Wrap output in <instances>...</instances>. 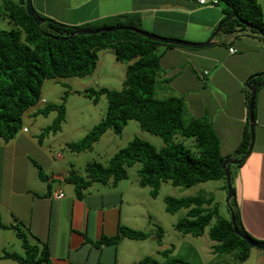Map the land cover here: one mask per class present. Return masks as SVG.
Listing matches in <instances>:
<instances>
[{
	"label": "crops",
	"instance_id": "1",
	"mask_svg": "<svg viewBox=\"0 0 264 264\" xmlns=\"http://www.w3.org/2000/svg\"><path fill=\"white\" fill-rule=\"evenodd\" d=\"M259 2L264 11V0ZM33 4L40 15L76 27L136 14L142 30L150 33L194 43L214 42L201 48L159 45L162 57L158 98L183 97L191 116L213 121L221 140V153L234 154L249 121L247 81L253 74L264 72V39L241 27L232 31L222 29L223 4L212 6L200 0H33ZM230 47L236 51L231 52ZM129 64L119 61L113 48L101 49L92 75L70 77L78 79L79 86L74 93L86 97L84 92L90 88L122 89ZM58 79L55 78V83ZM63 79L68 81V78L60 80ZM43 88L42 96L47 102L30 107L25 113L22 131L12 141L0 144L3 223L15 224L17 219L23 222L32 241L49 245L54 264L135 263L123 259L122 252L132 239L123 238L115 245L98 243L103 236L116 235L120 225L134 228L130 226L134 222V202L126 198L128 194L131 198L135 196L128 189L129 177L116 185L94 182L82 199L76 196L75 186L67 178L71 170L84 172L86 165L80 171L62 151L56 152L72 143L70 139L49 138L45 143L36 137L50 124L43 123L42 119L47 118L49 122V117L57 116L53 118L54 111L47 115L39 113L49 104L46 96L50 92L46 84ZM105 97L102 95L98 103ZM107 107L108 103L98 114L100 121ZM32 120L39 122L36 129L26 125ZM236 173L234 187L243 225L256 240L264 242V87L258 91L254 146ZM58 190L65 193L62 199L53 195ZM5 250L17 251L0 247V260L12 263V259L2 257ZM242 264H264V249L253 247Z\"/></svg>",
	"mask_w": 264,
	"mask_h": 264
},
{
	"label": "trees",
	"instance_id": "2",
	"mask_svg": "<svg viewBox=\"0 0 264 264\" xmlns=\"http://www.w3.org/2000/svg\"><path fill=\"white\" fill-rule=\"evenodd\" d=\"M219 2L224 5L222 29L232 31L236 27H241L259 34L264 39V11L259 0ZM4 9L16 24V28L12 30L0 28V140L8 143L22 130L25 113L43 98V87L48 79L83 78L92 75L98 64L99 51L113 48L119 61L130 63L124 87L120 90L91 88L84 92L95 103L105 95L108 107L102 120L81 140L69 143L68 147L76 152L90 150L108 130L121 134L131 120L138 121L143 131L160 136L164 145L158 149L150 141L135 136L107 163L93 160L86 165L85 174L71 170L67 180L75 186L76 196L82 199L85 191L94 182L116 185L127 179L128 168L138 162L142 163L139 169V183L142 186H152L154 197L167 182L174 186L193 187L209 180L223 179L228 190L226 169L223 167L228 156L221 153V140L213 121L207 117L191 116L181 96L163 99L156 96L160 86L158 74L161 70L162 56L159 54V45L162 43L128 29L79 35L76 33V26L42 15L46 20L38 24L24 5L13 0H4ZM242 20L252 26L243 24ZM115 26L142 29L139 16L137 20L136 14L106 18L82 27L97 29ZM249 83L258 86L254 102L255 134L257 97L258 91L264 87V76L256 73L248 79L245 87L248 108L251 97ZM52 111H57L58 115L54 123L44 129L39 140L46 134L62 128L66 118L65 102L49 103L39 113L47 115ZM252 137L253 132L248 121L243 139L234 152L237 154L236 158H243L246 155ZM188 140L191 145L187 143ZM247 158L239 164L228 165L233 186L237 173L234 174L232 169L233 167L239 169ZM234 190L235 195L230 205L234 210L235 224L242 233L256 240L243 225L235 187ZM165 199L166 209L170 213L187 209L186 217L174 225L177 231L194 237H209L218 242L213 247L215 251L234 254L237 264H242L249 257L253 247L236 233L232 218L229 220L219 217L217 208L210 207L213 204L212 197L199 195L178 198L168 195ZM216 216L218 222L211 226ZM0 226L13 229L18 237L23 239L24 248L23 254L6 250L3 258L13 259L19 264H54L49 245L39 240L32 241L23 222L7 225L0 221ZM163 235L164 231L158 234L160 245L163 244ZM149 236L148 232L120 225L116 235L103 236L98 243L115 245L123 238L145 240ZM170 252L171 249L160 251L167 258L164 262L147 256L135 264H191L181 258H170Z\"/></svg>",
	"mask_w": 264,
	"mask_h": 264
},
{
	"label": "rangeland",
	"instance_id": "3",
	"mask_svg": "<svg viewBox=\"0 0 264 264\" xmlns=\"http://www.w3.org/2000/svg\"><path fill=\"white\" fill-rule=\"evenodd\" d=\"M13 1L26 7V0ZM0 28L5 30H12L16 28V24L8 16L7 10L4 9V0H0ZM60 79L62 78H59L57 83H55V79H48L46 81L47 83L45 82L46 88L50 92V96L46 97H48L49 103L59 104L65 102L66 118L59 131L50 132L49 134H46V136L42 137V140L40 141H44L45 143L49 138H55V140L58 141L61 137H66L69 138L71 142L81 140L87 130H91L93 128H90L91 125L93 126L97 123V119H99L98 114L104 107L106 109L108 103L106 97L103 100L101 99L100 103L96 104L94 100L88 97L85 93L86 97L74 93L76 87L79 86L77 83L79 78L69 77L67 79L68 81ZM59 95L62 97L55 100L54 98L59 97ZM156 96L160 97L159 89ZM54 113L55 115L53 118L58 115L57 111H54ZM34 116L35 115L32 117ZM91 117H93L92 121ZM49 118V122L47 118L42 119V122L47 124L50 123L49 125L53 124L55 118ZM38 123L39 122L32 120L26 122V125L31 129H36ZM86 124L89 126H85ZM41 134H38L36 137L40 139ZM135 136H139L150 141L158 149L164 145L160 136L148 131H143L138 121L131 120L121 134H118L113 130H108L90 150L76 152L72 151L67 145L63 150L57 149L56 152L62 151L68 161L74 162L75 166L81 171V169H84L85 165L93 160L101 161L104 164L107 163L120 148L126 146ZM51 141L54 143V139ZM1 142L3 141L0 140V144ZM187 143L189 145L192 144L190 141H187ZM141 167L142 163L138 162L134 166L128 168L129 178L126 182L127 184H130L128 189L133 190L135 196L134 198H131L128 194L126 198L132 200L134 202L133 206L135 207L133 210L134 222H132L130 226L148 232L150 236L145 240L127 241L125 250L122 249L123 259L136 263L147 256H152L160 262H164L167 258L160 253V251H163L164 249H171L170 258H181L191 264H237L234 254H223L214 250L213 247L218 242L211 240L207 236L194 237L191 235H184L175 229L174 225L179 220L186 217L187 209H180L176 213H170L166 209L167 203L165 198L168 195L178 198L203 195L206 198H213V204L210 207L217 208L219 217H224L230 220L232 218V212L228 204V190L226 188L225 181L223 179L209 180L193 187L174 186L172 183L167 182L161 186L159 194L154 197L152 194V186H142L139 183V169ZM237 170V167H233L232 169L234 174ZM81 173L84 174L85 170ZM135 182L138 184L132 185V183L136 184ZM2 183H4V181L1 179V184ZM3 216L5 219L7 218L6 214ZM0 221H4V219L1 218V215ZM18 222L20 221L18 220ZM217 222L218 216L213 218L211 226L215 225ZM15 224H17V222ZM1 228L0 247L3 248L6 246V248L11 251H17L23 254V239L18 237L13 229H7L5 227ZM160 231H164L162 245L158 242V234ZM10 262L12 263L0 260V264H19L13 259Z\"/></svg>",
	"mask_w": 264,
	"mask_h": 264
},
{
	"label": "water",
	"instance_id": "4",
	"mask_svg": "<svg viewBox=\"0 0 264 264\" xmlns=\"http://www.w3.org/2000/svg\"><path fill=\"white\" fill-rule=\"evenodd\" d=\"M26 7H27L28 13L34 17L35 21L38 24H42L45 22L46 19L43 18L39 14V12L35 9L34 4H33V0H26ZM236 16H238V15H236ZM241 22L243 24L248 25V26H252V24L248 23L247 21L242 20ZM220 27H221V25H219L218 30L220 29ZM118 29H128V30L137 32L138 34H140L144 37L150 38V39L157 41L159 43H162V44L181 45V46H185V47H189V48H201V47L208 46V45H211L214 43L212 41H207L204 43H194V42H190V41L182 40V39H178V38H168V37H164V36H161L158 34L150 33L148 31L138 29L135 27H129V26H126V27L125 26H121V27L115 26V27L98 28V29L83 28V27L77 26L76 27V33L79 35H88V34L101 33V32H113V31H116ZM259 76H264V72H260ZM248 88L251 91V97H250V103H249V113H250L249 121H250V126H251V129L253 132V137H252V140H251V143L249 146V150L243 158H239V159L236 158L237 154H234L233 156L227 157L224 164H223V167L226 169V182H227V187H228V204L230 206V209H231L230 202L235 195V190H234V186H233V183L231 180L230 172L228 171V165L229 164H239L243 161V159L247 158L252 152V149L254 146V140H255V134H254V121H255V119H254V102H255V97H256L257 90H258V86H253L249 83ZM231 212H232V220H233V223L235 225L236 233L239 234L243 239H245L250 246L255 247V248L264 249V242L256 241V240L252 239L249 235L244 234L239 230V228L235 224L236 221L234 218V210L231 209Z\"/></svg>",
	"mask_w": 264,
	"mask_h": 264
},
{
	"label": "built area",
	"instance_id": "5",
	"mask_svg": "<svg viewBox=\"0 0 264 264\" xmlns=\"http://www.w3.org/2000/svg\"><path fill=\"white\" fill-rule=\"evenodd\" d=\"M200 2L202 4H207L208 3V4L212 5V6H214V5H217L219 3V0H211V1L200 0ZM230 51L231 52H235L236 49L234 47H230ZM40 102L46 103L47 100L45 98H41ZM25 130L27 131V128ZM53 195H54L55 198L62 199L65 196V193H64L63 190H58V191L54 192Z\"/></svg>",
	"mask_w": 264,
	"mask_h": 264
}]
</instances>
